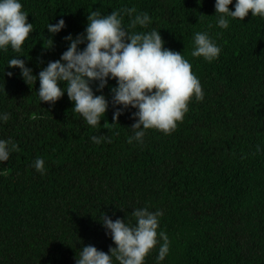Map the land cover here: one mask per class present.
<instances>
[{
	"label": "trees",
	"instance_id": "obj_1",
	"mask_svg": "<svg viewBox=\"0 0 264 264\" xmlns=\"http://www.w3.org/2000/svg\"><path fill=\"white\" fill-rule=\"evenodd\" d=\"M20 2L33 32L19 54L0 51V113L9 114L0 139L19 148L0 164L9 170L0 175V264H75L88 245L108 253L115 245L100 223L103 214L135 223L130 214L142 207L163 212L157 231L169 240L163 260L160 241L144 264H264V19L249 12L220 29L215 0ZM126 8L151 18L129 30L159 31L164 47L191 63L204 92L202 101H189L170 134L149 129L143 143L131 144L135 110L112 119L115 80L103 89L109 107L93 128L66 93L54 105L40 103L39 81L26 84L18 69L7 68L20 55L38 75L66 50L65 36L83 33L92 11ZM59 19L65 28L44 49L46 26ZM123 24L128 28L127 15ZM196 32L221 47L216 60L191 56ZM94 135L111 142L95 144ZM37 158L45 162L43 175L32 167Z\"/></svg>",
	"mask_w": 264,
	"mask_h": 264
},
{
	"label": "clouds",
	"instance_id": "obj_2",
	"mask_svg": "<svg viewBox=\"0 0 264 264\" xmlns=\"http://www.w3.org/2000/svg\"><path fill=\"white\" fill-rule=\"evenodd\" d=\"M230 4L232 11L229 10ZM214 10L216 26L227 29L230 19L242 21L249 12L253 18L264 19V0H235V3L233 0H215ZM135 12V8L111 11L108 15L99 10L92 11L87 15L83 33L75 37L71 33L65 36L66 50L59 59L49 61L38 75H33L32 69L26 66V59H21L23 56L20 55L10 58L7 68L18 69L26 84L39 81L36 94L40 103L54 105L66 93L73 103L72 110L93 128L100 125L101 117L109 107L103 89L108 87L109 80H115V86L109 87L113 121L125 109L135 110L131 116L135 122L130 128L134 134L128 138L129 144L134 140L143 143L149 129L170 134L188 111L189 101L193 97L202 101L204 92L191 70V63L181 52L165 48L159 31L129 30L137 26L144 28L151 23L147 13L133 16ZM125 15L129 17L128 28L123 24ZM27 17L20 0H0V51L21 52L22 45L33 32V23L27 22ZM64 28L63 19L46 26L49 33L46 40L50 46L44 49L52 46L51 37ZM221 50L207 32L193 34L192 57L212 62ZM6 74L11 77L13 73ZM8 119V113H0V122ZM91 140L95 144L111 142L108 135H94ZM16 151H19L18 145L11 138L0 139V164L8 161L10 154ZM32 167L41 175L46 171L42 158L35 159ZM8 172L6 168L0 169V175ZM130 215L135 218V223L119 218L113 220L103 214L100 223L115 247L105 253L92 245L83 246L78 258L75 257V264H144L146 255L160 241L157 258L163 260L169 251L167 235L157 231L163 212L142 207L133 209Z\"/></svg>",
	"mask_w": 264,
	"mask_h": 264
}]
</instances>
